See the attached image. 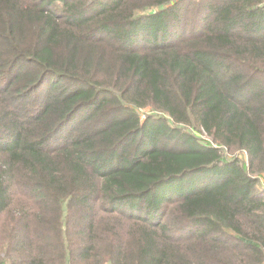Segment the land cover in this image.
<instances>
[{"label":"trees","instance_id":"1","mask_svg":"<svg viewBox=\"0 0 264 264\" xmlns=\"http://www.w3.org/2000/svg\"><path fill=\"white\" fill-rule=\"evenodd\" d=\"M0 264H264V0H0Z\"/></svg>","mask_w":264,"mask_h":264},{"label":"rangeland","instance_id":"2","mask_svg":"<svg viewBox=\"0 0 264 264\" xmlns=\"http://www.w3.org/2000/svg\"><path fill=\"white\" fill-rule=\"evenodd\" d=\"M141 112H142V111H141ZM142 113H143V112H142ZM199 137H200L202 140L207 139L205 135H200ZM134 203L136 204V206L144 207V203H143V202H141L140 204H137V201H136V202H134ZM125 205H126V204H125ZM127 208H128V206H127Z\"/></svg>","mask_w":264,"mask_h":264}]
</instances>
